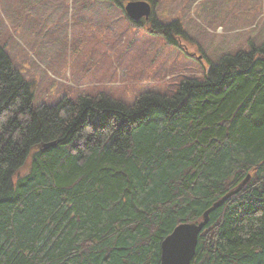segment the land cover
<instances>
[{
    "label": "trees",
    "instance_id": "obj_1",
    "mask_svg": "<svg viewBox=\"0 0 264 264\" xmlns=\"http://www.w3.org/2000/svg\"><path fill=\"white\" fill-rule=\"evenodd\" d=\"M174 25L157 30L171 39ZM246 179L210 213L191 264H264V45L132 105H35L0 45V264H160L178 225Z\"/></svg>",
    "mask_w": 264,
    "mask_h": 264
},
{
    "label": "rangeland",
    "instance_id": "obj_2",
    "mask_svg": "<svg viewBox=\"0 0 264 264\" xmlns=\"http://www.w3.org/2000/svg\"><path fill=\"white\" fill-rule=\"evenodd\" d=\"M154 2V22L136 25L107 1L0 0V45L35 105L172 95L186 79L204 81L223 56L264 45V0ZM155 23H175L171 39Z\"/></svg>",
    "mask_w": 264,
    "mask_h": 264
},
{
    "label": "water",
    "instance_id": "obj_3",
    "mask_svg": "<svg viewBox=\"0 0 264 264\" xmlns=\"http://www.w3.org/2000/svg\"><path fill=\"white\" fill-rule=\"evenodd\" d=\"M123 10L126 16L135 23L142 19L149 20L152 16V4L147 1H130ZM53 145H44L42 148L46 149ZM247 180L205 211L200 221L178 225L161 243L160 264H191L196 255L199 236L209 222L210 213L221 206L229 197L241 191Z\"/></svg>",
    "mask_w": 264,
    "mask_h": 264
},
{
    "label": "flooded vegetation",
    "instance_id": "obj_4",
    "mask_svg": "<svg viewBox=\"0 0 264 264\" xmlns=\"http://www.w3.org/2000/svg\"><path fill=\"white\" fill-rule=\"evenodd\" d=\"M153 17H154V12H153L151 18H149V20L142 19L141 21H139V23H143V22H144L145 24H147V23L150 22V21H151V22H154V21H153V19H154ZM155 24H156V23H155ZM156 25H157V24H156ZM157 27H158V26H157Z\"/></svg>",
    "mask_w": 264,
    "mask_h": 264
}]
</instances>
